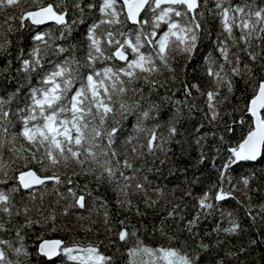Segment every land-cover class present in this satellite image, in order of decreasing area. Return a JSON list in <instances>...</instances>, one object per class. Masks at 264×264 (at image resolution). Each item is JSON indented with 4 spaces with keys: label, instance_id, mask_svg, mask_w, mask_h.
Wrapping results in <instances>:
<instances>
[{
    "label": "snow or ice",
    "instance_id": "snow-or-ice-1",
    "mask_svg": "<svg viewBox=\"0 0 264 264\" xmlns=\"http://www.w3.org/2000/svg\"><path fill=\"white\" fill-rule=\"evenodd\" d=\"M0 17V264H249L256 241L232 240L264 221V0Z\"/></svg>",
    "mask_w": 264,
    "mask_h": 264
},
{
    "label": "trees",
    "instance_id": "trees-1",
    "mask_svg": "<svg viewBox=\"0 0 264 264\" xmlns=\"http://www.w3.org/2000/svg\"><path fill=\"white\" fill-rule=\"evenodd\" d=\"M29 2H32V0H29ZM71 18V17H70ZM0 19H2V17H0ZM14 39H18V37H15ZM0 66H2V63H0ZM180 94L177 93V96H179ZM5 155H7V153H5ZM193 155H195V153H193ZM204 167H201L200 171L204 170ZM192 174V171H189V175ZM165 175H167V173H165ZM177 176H179V173H177ZM104 190L101 189L100 193H97V195L101 194ZM109 195H111V193H109ZM257 203L259 201H256ZM191 203V202H189ZM245 227H247L249 224L252 223V221L250 219L245 218ZM133 223H135V220H133ZM143 223L147 226V231H145L143 233L144 235V239L146 243H151L153 245L157 244V243H167V239L166 237H162L159 234L155 235V236H151L149 237V233L151 232V228H152V218L151 216H149L147 219H145L143 221ZM208 224L209 227H211V222H206ZM201 229L203 231H206L207 229L204 227V225H201ZM264 232V221H261L259 218H257V221L255 223V226L251 227L246 234L240 236V237H236L232 240L233 244H240L241 242H243V244L247 245L249 240H255L256 244L255 245H251V251L250 254L245 257V256H241V260L247 259L249 261V264H264V242L261 241L260 239V233ZM40 234V230L37 229L36 232V236H33L30 238L29 243L31 244L33 242V240H36L37 237ZM48 237H57V238H63V239H69L68 236L65 235L64 232H58L55 234L49 233L45 238ZM78 239L84 240L85 242H87L88 240H92V241H96V240H100L103 239V233L101 232V234L97 235L93 232H82V231H78L76 233V237ZM102 250L106 251L109 254H112L115 250V246H109L107 244V242H105L103 245H101ZM35 259V257L33 258ZM118 264H119V257H118Z\"/></svg>",
    "mask_w": 264,
    "mask_h": 264
},
{
    "label": "water",
    "instance_id": "water-1",
    "mask_svg": "<svg viewBox=\"0 0 264 264\" xmlns=\"http://www.w3.org/2000/svg\"><path fill=\"white\" fill-rule=\"evenodd\" d=\"M48 239H53V238H48Z\"/></svg>",
    "mask_w": 264,
    "mask_h": 264
}]
</instances>
